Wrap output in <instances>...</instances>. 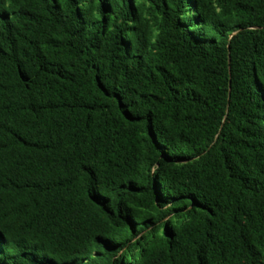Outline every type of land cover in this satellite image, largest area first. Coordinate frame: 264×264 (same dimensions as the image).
Returning a JSON list of instances; mask_svg holds the SVG:
<instances>
[{
  "label": "trees",
  "instance_id": "1",
  "mask_svg": "<svg viewBox=\"0 0 264 264\" xmlns=\"http://www.w3.org/2000/svg\"><path fill=\"white\" fill-rule=\"evenodd\" d=\"M0 264H264V0H0Z\"/></svg>",
  "mask_w": 264,
  "mask_h": 264
}]
</instances>
